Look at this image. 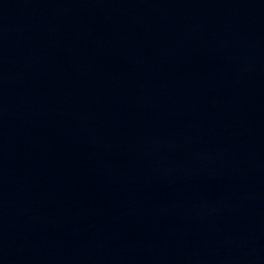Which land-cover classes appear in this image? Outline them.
I'll return each mask as SVG.
<instances>
[{
	"label": "water",
	"instance_id": "water-1",
	"mask_svg": "<svg viewBox=\"0 0 264 264\" xmlns=\"http://www.w3.org/2000/svg\"><path fill=\"white\" fill-rule=\"evenodd\" d=\"M0 264H264V0H0Z\"/></svg>",
	"mask_w": 264,
	"mask_h": 264
}]
</instances>
